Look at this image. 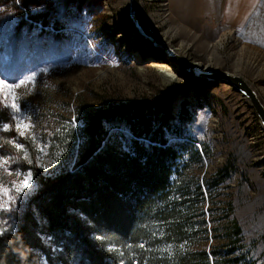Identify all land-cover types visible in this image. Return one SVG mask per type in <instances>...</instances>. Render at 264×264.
<instances>
[{
    "label": "rangeland",
    "instance_id": "1",
    "mask_svg": "<svg viewBox=\"0 0 264 264\" xmlns=\"http://www.w3.org/2000/svg\"><path fill=\"white\" fill-rule=\"evenodd\" d=\"M128 1L0 0V81L5 85L0 86V186L7 190L0 192V199L17 196L14 205L8 204L11 211H0V227L7 229L4 233L15 230L18 218L37 195L40 187L31 167H37L44 177H54L73 165L68 141L72 128L80 127L78 109L131 99H161L172 87L191 85L188 92L176 97L172 109L178 116L185 106L192 116L183 129L193 139L200 158L194 156L183 171L181 181L189 184L179 187L175 199H199V206L195 215L179 224L182 241L163 234L174 228L168 218L159 217L163 219L155 226L159 246L149 249L174 250L179 242L183 251H213L224 243V232H214L213 224L199 222L224 225L231 203V218L239 223L244 243L257 263L264 264V130L259 118L228 85L208 87L207 80L188 73L177 83L165 84L163 74L151 62L170 59L151 50L149 57L138 58L140 52H131L130 47L151 44L132 43V35L122 40L125 26L130 24ZM243 1L229 0L228 10H252L259 0L248 1L247 6ZM143 5L153 30L159 36L167 34L163 39L181 50L183 58L203 68L240 75L264 104V0L244 30L231 28L207 42L183 33L181 24L173 28L171 0H144ZM123 12L125 26L118 24ZM237 22H245L243 15ZM13 84L20 87L6 86ZM12 103L21 112L5 106ZM220 171L218 180H227L205 191L206 180ZM29 173L30 187L17 192L13 182L21 187L20 181ZM198 184L205 190L197 194ZM105 243L110 250L121 248L112 236ZM0 264L6 263L0 259Z\"/></svg>",
    "mask_w": 264,
    "mask_h": 264
},
{
    "label": "trees",
    "instance_id": "2",
    "mask_svg": "<svg viewBox=\"0 0 264 264\" xmlns=\"http://www.w3.org/2000/svg\"><path fill=\"white\" fill-rule=\"evenodd\" d=\"M190 87H172L156 100L78 109L80 127L72 128L68 141L73 165L54 177L31 167L40 188L15 230L0 235V259L6 264H258L231 218V203L224 225L199 222L224 232V243L213 251H183L179 242L174 250L149 249L159 246L155 226L160 218L174 228L163 234L182 241L179 224L199 206V199H175L179 187L189 184L181 181L183 171L194 156L200 158L183 129L192 116L185 106L178 116L172 109ZM220 173L206 180V190L198 184L197 194L227 180H218ZM108 236L121 248L110 250Z\"/></svg>",
    "mask_w": 264,
    "mask_h": 264
},
{
    "label": "crops",
    "instance_id": "3",
    "mask_svg": "<svg viewBox=\"0 0 264 264\" xmlns=\"http://www.w3.org/2000/svg\"><path fill=\"white\" fill-rule=\"evenodd\" d=\"M250 0H244L247 6ZM252 10L241 7V10H228L229 0H171L173 25L181 24L183 33H188L193 39L210 41L218 39L226 30L234 28L244 30L256 12L258 3ZM240 15L244 23H238Z\"/></svg>",
    "mask_w": 264,
    "mask_h": 264
},
{
    "label": "water",
    "instance_id": "4",
    "mask_svg": "<svg viewBox=\"0 0 264 264\" xmlns=\"http://www.w3.org/2000/svg\"><path fill=\"white\" fill-rule=\"evenodd\" d=\"M127 8L128 19L139 27L140 33L152 43L157 51L161 52L163 58L168 57L173 61V64H180L186 73L190 74L192 78L207 80L208 87L221 83L233 88L249 102L260 120L262 129L264 130V104L260 100L257 92L244 78L235 73L207 69L205 67L203 68L202 66L195 65L194 63L185 60L175 52V49L172 46L167 45L164 41L159 39L149 27L145 21L142 0H129ZM163 60L166 62L165 58Z\"/></svg>",
    "mask_w": 264,
    "mask_h": 264
},
{
    "label": "bare ground",
    "instance_id": "5",
    "mask_svg": "<svg viewBox=\"0 0 264 264\" xmlns=\"http://www.w3.org/2000/svg\"><path fill=\"white\" fill-rule=\"evenodd\" d=\"M142 2L144 3V0H142ZM144 15H145L144 16L145 17V21L147 22V24L149 25V27L152 29V31L156 34L157 37H159V39H161L162 41H164L167 44V41H165V39H163L165 36L167 37V34H164L163 36H159L153 30V28H155L154 25H153L154 23L153 22L150 23L149 17H151V16H148L146 8L144 9ZM123 16H126V13L123 12V15L119 18L120 22L118 24L125 26L126 24H124L125 19H124ZM128 21L130 22V24H127V26H125L126 28L124 29L125 30L124 32H126V33H124V35L122 36V40L127 39V37L130 38L131 35H132V37H133V39L131 41L132 43H139V42L144 41L145 44L147 45V41L149 42V40H147L140 33L139 27L135 23H133L132 21H130L129 19H128ZM129 34H130V36H129ZM149 43L151 44L150 45L151 47L150 46H147L148 50H147V48H146L145 45H143L140 49L135 48L136 45H133V46L130 47V50H131V52L139 51L140 53L138 55V58H141V59H143L144 57H146L149 54V50H151L152 52H156V53L160 52V51H157L153 47V45H152L151 42H149ZM175 52L183 58V56H182L183 54H182L181 50L175 49ZM147 57H149V56H147ZM167 59H168V57H167ZM160 61H162V62H159V59L156 58V60H153V62H151V63H152V66L156 67L157 69H159L161 71V73L163 74L162 75L163 76V80H164L165 84H167V85H172L174 83H177L179 81V79H182L183 78V74L186 73V71L183 69V67L180 64L174 65L173 64V61L171 59H170L169 62H165L164 60H160ZM170 63H172V64H170ZM248 104H249V102H248Z\"/></svg>",
    "mask_w": 264,
    "mask_h": 264
},
{
    "label": "snow or ice",
    "instance_id": "6",
    "mask_svg": "<svg viewBox=\"0 0 264 264\" xmlns=\"http://www.w3.org/2000/svg\"><path fill=\"white\" fill-rule=\"evenodd\" d=\"M21 83H23V81H21ZM0 86H5L4 85V81H0ZM7 87H10V88H18L20 87V84H13V85H6ZM6 107H9L10 109H12L15 113H19L21 112V108L16 104V103H12V104H9V105H5ZM3 127L7 128L8 125H4ZM17 147H22L21 145H17ZM5 163H7V161H5ZM17 175L19 176L20 173H17ZM20 185L21 187H18L16 186V182H13V188L17 191V192H24L25 189L29 188L30 187V173L29 174H26L24 176V180L20 181ZM7 190L3 189L2 186H0V192H6ZM16 199H17V196L13 195V196H9L8 197V200L5 201L3 199H0V211H11V209L8 207V204L11 203V204H15L16 202ZM7 229L3 228V227H0V235H3L4 232L6 231Z\"/></svg>",
    "mask_w": 264,
    "mask_h": 264
}]
</instances>
